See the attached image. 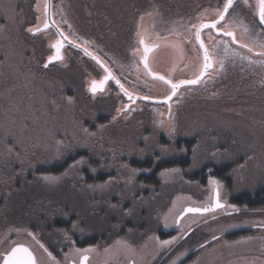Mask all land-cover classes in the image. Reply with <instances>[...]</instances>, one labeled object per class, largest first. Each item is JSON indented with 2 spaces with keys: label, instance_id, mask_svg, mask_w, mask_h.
I'll return each mask as SVG.
<instances>
[{
  "label": "rangeland",
  "instance_id": "obj_1",
  "mask_svg": "<svg viewBox=\"0 0 264 264\" xmlns=\"http://www.w3.org/2000/svg\"><path fill=\"white\" fill-rule=\"evenodd\" d=\"M52 1L53 20L72 41L96 55L116 80L113 72L126 75L124 84L119 81L127 92L154 100L172 91L156 77L179 83L200 75L203 57L192 25L215 20L225 2L182 0L186 16H180L182 8L173 0ZM257 11V0L238 3L218 26L221 31H202L213 59L207 75L217 61L237 53L234 47L244 44L239 39L264 45L257 39ZM44 25L43 0H0V263L3 253L32 238H56L60 248L72 247L73 235L110 243L121 262L178 264L210 238L245 230L220 247L226 249L216 262L206 250L219 247L218 242L182 264H264V199L254 208L234 203L237 194L264 190L263 52L242 47L240 55L250 60L233 62L262 71L254 79L256 91L236 86L227 96L210 76L182 87L166 103L133 102L112 80L103 92L89 91L91 82L106 73L78 51L64 48L62 59L45 68L56 36L51 29L35 31ZM223 31L233 32L237 43ZM230 67H220L217 78H234ZM204 93L208 98L198 100ZM185 139L194 140L190 165L156 169L161 160L185 155L176 149ZM228 163L232 167L225 179L214 175V167ZM62 164L58 172L40 171ZM153 172L157 186L141 182ZM215 188L224 209L189 215L175 225L186 206L211 204ZM68 189L74 198L60 194ZM256 195L264 197L263 191ZM56 218L65 220L68 230L56 229ZM169 227L177 229L175 235L158 232ZM106 249L95 256L109 259ZM33 250L43 264L39 250Z\"/></svg>",
  "mask_w": 264,
  "mask_h": 264
},
{
  "label": "trees",
  "instance_id": "obj_2",
  "mask_svg": "<svg viewBox=\"0 0 264 264\" xmlns=\"http://www.w3.org/2000/svg\"><path fill=\"white\" fill-rule=\"evenodd\" d=\"M205 1L206 0H202L200 2L206 4ZM173 2L176 5H180L181 8H182L183 12H182V14L180 16H186V9H185L184 2L182 0H173ZM232 10H230V12ZM257 33L260 36V37H257V39H261L264 42V29L261 27L259 32L257 31ZM238 41H240V42H242L244 44H247L248 48H251L252 51L250 52L248 50V48H245V49L248 50L250 53H252L253 50H255L256 52H263L264 53V47H262L261 45L257 46V45L251 44V43H249L247 41H243L241 39H239ZM239 47L240 46L234 47V48H236L235 50H236V52L238 54L236 53L231 58H229L228 55L225 56V53H224L222 55V56H225V58L223 59L224 61L221 60L223 62V66H221V61L219 62V64H218V61H217V65L215 66V68H213V70H211L209 72V74L206 76V78H210V76H213L211 78L213 86H214L215 82L219 81V85H218L219 88L218 89L220 90V92L222 94L226 93L227 96H232L233 94H235L234 89L236 88V86H239L241 88V90L247 89L246 87H248L249 89H251L253 91H256L257 90V83L254 81V79H258V76L260 74H262V71L259 68H256V69H254V68H242V67L238 66L236 63L233 64V62H235V60H237V59L250 60V59L245 58V57L240 55L241 51L242 52H245V51L243 49H241L242 47H240V48ZM209 53L211 55V49H209ZM231 64H232V67H230L228 69V71H230L233 75H235V77L234 78H229V79L227 77H225V78H222V80H220V78L217 79V77L219 75L220 67H228ZM229 76H230V74H229ZM247 79L250 80V81L246 82L245 80H247ZM262 79H264L263 78V74H262ZM196 88H198V87H193V89H196ZM222 97H224V96H222ZM206 98H208L207 93H204L203 95L198 97V100L206 99ZM214 111H215V107H214ZM193 142H194V140H191V139H188V140L185 139L184 141H182V143L179 142V144H181V146L177 147L176 149L179 150V151H181V148L184 149L185 155L182 156V157H178V158L174 156L170 160H161V162L156 166V169L162 170L163 168L174 167V166H178V167H187V166H189L190 165V160H191V158L193 156V153H192ZM70 160L71 159H67V161H70ZM209 164H211V163H208V165ZM64 165L65 164H62V166L60 168H57V169H54V167L47 168V170H44V169L40 168L41 169L40 171H42V172H45V171L58 172L64 167ZM231 167H232L231 163L225 164V165H223L221 167H219V166L214 167V175L217 176L220 179L221 178L225 179V176H226L227 172H229V169ZM38 171H39V168H38ZM155 176H156V172H153L150 177L142 178L141 182L142 183L152 184L153 186L154 185L157 186L159 184V181L156 179ZM201 180L204 183V180L203 179H201ZM63 189H67V188L64 187ZM262 191L264 193V190H262L260 188L252 196L250 195L249 192H242L240 194H237L235 196L234 203L238 204L239 206H245L246 208H254V207L258 206V205L263 204V202L260 201L259 199H262V198L264 199V197L256 195L258 192L261 193ZM60 194H62L64 196H67L69 199L74 198V195L71 194V191L69 189L68 190H61ZM255 199H258V201L255 202L256 201ZM127 224L130 225L128 227L132 226V224L130 222H127ZM62 227H64V229L68 230V226H67L66 221L61 219V218H56V229L57 228H62ZM70 236L73 237V235H70ZM93 242H95V239H94V241H92L90 239H87V243H93Z\"/></svg>",
  "mask_w": 264,
  "mask_h": 264
},
{
  "label": "flooded vegetation",
  "instance_id": "obj_3",
  "mask_svg": "<svg viewBox=\"0 0 264 264\" xmlns=\"http://www.w3.org/2000/svg\"><path fill=\"white\" fill-rule=\"evenodd\" d=\"M206 23H211V22H206ZM261 27L264 29V27L261 25ZM58 28L61 30V32H63L67 37H69L65 32H64V30H63V28H61L60 26H58ZM53 34H55V33H53ZM70 38V37H69ZM71 39V38H70ZM72 40V39H71ZM201 40H202V37H201ZM203 41V40H202ZM198 44V43H197ZM199 46V45H198ZM65 48H67V47H65ZM67 50H71L72 51V49H70V48H67ZM63 51V50H62ZM115 75H116V77L122 82L123 81V79H125L126 78V75L125 76H123L122 78L121 77H118L119 75H117V73L116 72H113ZM207 76V75H206ZM206 76L204 77V78H206ZM213 77V76H212ZM218 79V78H217ZM205 80V79H204ZM123 83V82H122ZM114 84V83H113ZM124 84V83H123ZM196 85V84H195ZM114 86H115V84H114ZM189 86H194V85H189ZM189 86H186V87H189ZM116 87V86H115ZM111 90V89H110ZM183 89L182 88H180L178 91H177V93L173 96V98L177 95V94H179L181 91H182ZM119 91V90H118ZM172 92V91H171ZM183 94H185V92H182ZM204 97V96H203ZM172 98V99H173ZM164 99V98H163ZM152 103V102H151ZM217 191H218V189H217ZM212 195H213V192H212ZM218 196H219V193H218ZM231 201V200H230ZM211 203H212V198H211ZM224 204V207H222L221 209H218V210H216V211H214V212H217V211H220V210H222V209H224L225 207H226V203H223ZM206 205H210V204H206ZM205 205V206H206ZM207 214H210V213H207ZM207 214H205V215H207ZM189 215H196V214H188V215H186L185 217H183V220L187 217V216H189ZM198 215V214H197ZM204 215V214H203ZM182 220V219H181ZM170 224V221H169V223H166V225H169ZM180 224V221H177V219L175 220V225L176 226H178ZM165 225V226H166ZM254 228H255V230H257V231H259L260 229H261V227H259V226H254ZM191 227H190V230H188L182 237L184 238V239H186L187 237H188V235L190 234V233H192V231H191ZM254 229H252V230H249L250 231V233L251 232H256ZM191 231V232H190ZM243 231V232H242ZM244 231L245 230H233L232 232H229V233H226L224 236L222 235H217V236H214L215 237V239L212 237V238H210L209 240H207L206 242H204V243H202V244H200V245H198V246H195L191 251H190V253H187L186 254V256L184 257V259L182 260V261H180L178 264H182L183 263V261L185 260H188L190 257H192L195 253H199L202 249H205V248H207V247H209L212 243H214V242H218V243H216V244H220V246L219 247H215L214 249L212 248L211 250H210V248L209 249H207L206 250V252H208L209 254H211V256L213 257L214 256V260H215V262H216V260L217 259H220V257H222V254H221V251L222 250H225L226 248L225 247H222V249L220 248L222 245H224V244H226L231 238H235V236L237 235L236 233H238L239 232V234H244ZM158 232H160L161 234H174L175 235V233L177 232V229L176 228H171V227H169V228H167V229H160ZM107 235L109 234L110 235V233L109 232H107L106 233ZM238 234V235H239ZM251 235H253V233H251ZM260 235H258V237H259ZM223 237V238H222ZM72 238V240H71V242H72V244H73V246L71 247L70 245H64V246H61L60 248H56V244H58V242L56 241V238H55V240H53V241H51V240H45V237H43V236H39V237H37V238H32L31 239V241L30 242H26V245H23V244H21V245H23V246H26V247H28L29 248V250L32 252V254H33V256H34V258H35V260H37L38 259V257H37V253L33 250V249H35V250H39L38 251V253L40 254V256L41 257H44L43 258V264H79V262H80V254H78L77 252H76V249H86V248H91V249H93L91 252H89V253H87V255H88V260L86 261V264H136L135 263V261L134 260H128V261H126V262H121L120 260H119V256L120 257H122L119 253L118 254H114V253H112L113 251L110 249V243H106L105 245H98V244H96V240H95V242H93V243H87V239H97V236H95V237H89V238H84V239H82L81 240V238L80 237H78V236H73V237H71ZM103 238H107L106 236H104ZM257 238V237H256ZM86 241V242H85ZM224 241V242H223ZM108 242V241H107ZM17 245H19V244H17ZM30 245L32 246V249L30 248ZM41 245H43V247H41ZM230 245H231V243H230ZM16 246V245H15ZM59 246V245H58ZM14 247V246H13ZM105 248H107L106 250H108L109 251V254L108 255H106V257L105 258H109V259H104L103 261L102 260H100V258H97L96 256H95V253H98V254H100L101 255V257H102V252L104 251V249ZM221 249V250H220ZM10 250H8L7 251V253L9 252ZM187 251V250H186ZM210 251H212V252H210ZM115 252H117V251H115ZM7 253H3V258H4V256L7 254ZM72 253H74V254H72ZM207 253V255H206V253L204 252V256H206V258H207V260H210V256H209V254ZM50 254V255H49ZM70 254H72L73 255V257L70 255ZM259 254V256L261 255L260 253H258ZM68 255H70V258H67L66 259V256H68ZM262 256H263V259H264V252L262 253ZM3 258H2V260H3ZM39 260H37L36 261V264H39V262H38ZM257 261L258 262H260V260H258L257 259ZM2 262V261H1ZM1 264V263H0ZM150 264H156V263H150ZM162 264V263H161ZM218 264H220V262L218 263Z\"/></svg>",
  "mask_w": 264,
  "mask_h": 264
},
{
  "label": "snow or ice",
  "instance_id": "obj_4",
  "mask_svg": "<svg viewBox=\"0 0 264 264\" xmlns=\"http://www.w3.org/2000/svg\"><path fill=\"white\" fill-rule=\"evenodd\" d=\"M238 3H244L245 5H247L248 0H225L223 4V9L222 10L219 8L216 9L217 18L215 20H213L211 23H201L199 26L192 25V27L195 28V32H194L195 41L199 44V49L203 50V61H204L203 69L204 71H206L209 67H211V63H210L209 50L205 46L204 42L201 40V33L204 29H214L217 31H221V27H218V26L222 25V22L226 19L227 15L230 14V10L234 9ZM257 4H258V11L256 14L259 16V22L261 24H264V0H257ZM47 26H48L47 23H45V27ZM28 31L33 32L34 30L33 28H29ZM35 31H40V29L36 28ZM222 35L227 36V37H232L233 38L232 43H237L233 32L223 31ZM60 36L64 40L68 39V37L65 36L63 32L60 33ZM141 43H143V40H141ZM224 43L227 44L228 42L225 41ZM240 46L244 48H248L247 44H241ZM51 47L56 50V55L54 59L56 60L62 59V57L60 56V49L62 47V42L60 40H57L54 44L51 45ZM262 47H264V45H262ZM248 50L250 52L252 51L251 48H248ZM85 51L87 52V49H85ZM148 51L149 49L145 48V52L147 53ZM225 51H227V48H225ZM260 55H264V53H260ZM52 59L53 57H49V62H51ZM93 59H97V58L93 57ZM97 62L99 63V60H97ZM101 66L104 67L103 65ZM145 66L147 67V65ZM221 66H223L222 61H221ZM44 67L47 68L48 64L46 63ZM104 70L108 74L105 75L104 78L100 80L99 82L93 80L90 84V91H92L93 93H95L98 89L102 90L104 83L108 81L109 79H114V77H112L111 73L106 67L104 68ZM204 71H201L200 75H198L195 79L183 80V81H180L179 83H172L170 80H166L164 76H159L156 78L164 81L167 84H170L172 88V93L174 95L176 92V89L179 88L183 84L195 85L199 83L201 77L204 75ZM116 83L123 89V85L120 84L119 80H116ZM124 91H125V94L129 95V98H131L127 90H124ZM144 98L146 99V97ZM214 207L220 208V207H223V205L217 202L214 205ZM209 210L210 209L208 208H205L203 210L189 208V209H186L185 211L186 212H197V211H209ZM29 235H32V233H29ZM213 238L215 239V237ZM161 243L164 245H167V244H170L171 241H162ZM41 247H43V245H41ZM92 250L93 249L91 248L76 249V252L80 254V264H86V261L88 260L87 253L91 252ZM3 264H36V260L33 254L29 251L27 247H24L22 245H17V246L12 247L10 251L4 256Z\"/></svg>",
  "mask_w": 264,
  "mask_h": 264
},
{
  "label": "water",
  "instance_id": "obj_5",
  "mask_svg": "<svg viewBox=\"0 0 264 264\" xmlns=\"http://www.w3.org/2000/svg\"><path fill=\"white\" fill-rule=\"evenodd\" d=\"M44 1V19H45V23H47V27H45V25L40 29V31L38 32H41L43 30H49L51 29L54 33H55V36H56V40H60L62 42V47L60 49V56H62V50L67 47V48H70L74 51H78L80 52L82 55H84V57H87L89 60H91L92 62H95L98 66H100L103 70L105 68V65L100 61V59L94 55L92 52H90L88 49H87V52L85 51V47H83L82 45L72 41L70 38H68L67 40H64L61 36H60V33H61V30L58 28V26L56 25V23L54 22L53 20V11H52V0H43ZM258 19H259V16H258ZM263 27H264V24H261ZM205 30V29H204ZM32 33V32H31ZM65 35V34H64ZM66 36V35H65ZM232 40V38H231ZM54 42V43H55ZM199 45V44H198ZM53 49V54L51 57H53V59L51 60V62H49V58L47 59V64H50L54 61H57L56 59H54L55 55H56V50L54 48ZM149 52V51H148ZM148 52L146 54H148ZM201 53H202V57H203V50H201ZM93 57H96L97 59H93ZM97 60H99V63L97 62ZM146 61V58L145 60ZM204 63V61H203ZM210 63H211V67H212V61L210 59ZM101 65H103L104 67H102ZM209 67L206 71H204V69H202V71H204V75L201 77L200 81L207 75L208 71L210 70ZM105 71V70H104ZM110 72V71H109ZM106 73V72H105ZM108 73H106L107 75ZM113 77V76H112ZM102 80V79H101ZM109 80H112V82L115 84V86L118 88L119 92L121 93V95L124 97L125 100L127 101H136V100H141V101H145V102H149V103H155V104H163V103H166L168 102L169 100H171L173 98V96L177 93V91L182 88V87H186V86H189L188 84H183L181 85L179 88L176 89V92L175 94L173 95V93L171 92V94L167 97V98H164V99H160V100H154V99H148V98H140V97H137V96H134L132 94H130L131 98H129V95H126L125 94V89L121 88L117 83H116V79H109ZM108 80V81H109ZM106 81L103 85V89L102 90H97L99 93L100 92H103L104 91V88L106 86V83L108 82ZM89 91H90V88H89ZM102 94V93H101ZM219 202L221 205H223L224 207V204L222 202H220L219 200V196H218V191L217 189L215 188L213 190V196H212V203L210 205H206L204 206L203 208H200V207H192V206H186L182 212L179 214L178 218H177V221H180L184 216L188 215V214H198V215H203V214H207V213H212L218 209H221L222 207L220 208H216L214 207V205ZM189 208H192V209H205V208H208L210 209L209 211H197V212H186L185 210L186 209H189ZM17 246V245H16ZM23 246V245H22ZM26 247V246H24ZM28 248V247H27ZM29 249V248H28ZM30 251V250H29ZM31 252V251H30ZM32 253V252H31ZM1 264H3V260L1 262ZM73 264V263H72ZM80 264V262H79Z\"/></svg>",
  "mask_w": 264,
  "mask_h": 264
}]
</instances>
